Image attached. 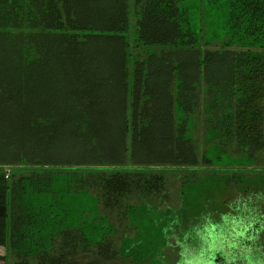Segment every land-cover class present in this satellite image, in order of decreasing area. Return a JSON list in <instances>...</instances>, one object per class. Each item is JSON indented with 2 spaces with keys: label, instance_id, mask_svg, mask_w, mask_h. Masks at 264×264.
<instances>
[{
  "label": "trees",
  "instance_id": "obj_1",
  "mask_svg": "<svg viewBox=\"0 0 264 264\" xmlns=\"http://www.w3.org/2000/svg\"><path fill=\"white\" fill-rule=\"evenodd\" d=\"M227 214L264 241V0H0V264H210Z\"/></svg>",
  "mask_w": 264,
  "mask_h": 264
},
{
  "label": "rangeland",
  "instance_id": "obj_2",
  "mask_svg": "<svg viewBox=\"0 0 264 264\" xmlns=\"http://www.w3.org/2000/svg\"><path fill=\"white\" fill-rule=\"evenodd\" d=\"M178 201L180 202V200ZM172 205L177 206V203L174 202ZM151 218H152L151 213L145 214L144 228L141 231L144 235H146V238H143V241L146 243L145 247L147 249L151 250V247L157 248L159 245L162 248L159 249L158 251L161 254H164L163 252H166L167 249H172L173 246H177L178 244L179 246L183 247L182 248L183 252H180V254L184 256V248L189 244L192 245V243L196 241L194 240V242L191 243L186 241L185 243H182L183 242L181 240L182 236L179 237L180 230H178L177 227H175L174 225L166 226L162 224L161 225L162 227L159 230L156 226V223L151 221ZM208 225H207L208 230H203L205 231L204 237H207L205 239L206 242L204 245V249L206 246L210 251L220 253V251H222L223 249H225L226 251H230V250L233 251L234 249H237V247H241L242 249H247L252 251L254 246L253 247L252 245L245 246L244 241H249L253 243V245L254 244L261 245L264 248V241L260 239L262 236V231L257 232L258 229L254 227L253 221L247 223L245 219H241V218L237 219L236 216L227 214L222 219V222H220V224L212 223ZM168 228H170L171 232L168 231ZM186 236L188 237V235ZM219 253L217 255L216 254L213 255V259L215 261H220ZM190 254L191 255L189 259H191V263H195L197 258L198 259L202 258V256H200L201 254L198 253L196 254V252H190ZM214 260L212 261V263L210 262V264H215ZM262 260H264V257H262ZM208 263L209 262H206V264Z\"/></svg>",
  "mask_w": 264,
  "mask_h": 264
}]
</instances>
